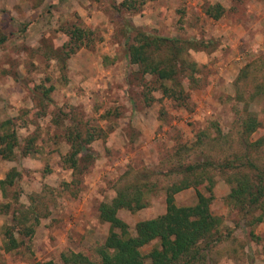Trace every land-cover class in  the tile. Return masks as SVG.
<instances>
[{"label": "rangeland", "instance_id": "1", "mask_svg": "<svg viewBox=\"0 0 264 264\" xmlns=\"http://www.w3.org/2000/svg\"><path fill=\"white\" fill-rule=\"evenodd\" d=\"M216 3L223 13L213 18L206 9ZM129 25L199 42L185 47L196 65L177 77L183 98L163 94L161 80L129 63ZM75 26L86 36L68 55ZM263 79L264 0H0V121L13 122L18 143L11 159L0 156V180L18 172L12 185L0 183V226L20 216L34 231L14 232L19 246L9 251L0 232V264H63L61 254L70 251L96 260L109 229L99 203L122 182L153 171L148 204L118 214L133 231L137 221L163 213L165 188L182 176L169 172L176 160H222L241 150L245 107L260 121L251 139L263 138L264 150V95L250 99ZM74 125L96 134L82 174L63 162ZM208 170L221 238L209 247L207 264H264V218L250 225L252 215L243 218L227 200L224 176ZM175 201L193 204L195 191L183 189Z\"/></svg>", "mask_w": 264, "mask_h": 264}, {"label": "trees", "instance_id": "2", "mask_svg": "<svg viewBox=\"0 0 264 264\" xmlns=\"http://www.w3.org/2000/svg\"><path fill=\"white\" fill-rule=\"evenodd\" d=\"M206 13L218 18L223 13V7L216 3L206 9ZM133 32L132 41L127 44V54L130 64L137 65L141 76L155 75L161 80L160 87L163 94L183 98V89L179 87L177 77L188 67L195 71V62L185 56V47L197 45L191 39L182 40L175 37H164L149 34L136 26H128ZM71 47L66 52L70 54L82 43L86 36L85 30L75 26L69 31ZM248 66L242 69L241 77L247 76ZM190 75L192 73H187ZM173 81L172 86H165L163 81ZM250 99L254 100L264 95V79L255 81ZM52 89L50 86L47 88ZM239 144L241 150L234 152L231 158L215 160L211 157L205 160H193L172 164L169 172L182 176L165 188V211L155 217L137 221L133 231L119 216L121 209L134 212L148 204V195L155 189L156 182L146 177L135 176L130 182L125 181L115 189L110 201H102L98 205V216L101 221L109 224L108 233L102 244L96 249V260L90 259L81 252H63V264H207L209 247L220 240V217L211 212L210 204L214 201L212 190L213 180L208 175V168L219 171L230 186L227 200L232 208L243 214V218L252 215L249 224L261 222L264 218V150L260 149L263 138L251 139V134L258 129L260 121L257 116L245 107L240 117ZM11 120L0 121V156L11 159L17 146L16 130ZM74 130H67L66 139L70 148L63 158L75 173L82 174L87 169L86 164L91 157L88 146L95 139L93 132L83 133L82 128L74 125ZM74 131V132H73ZM32 143V140L31 142ZM31 149L30 147L28 148ZM179 155V151L176 153ZM84 159V160H82ZM18 172L10 170L6 177L0 180L1 185H12ZM192 188L196 194L193 204L178 205L175 194L183 189ZM203 189L204 191H202ZM207 193V194H206ZM2 211V208H0ZM257 212L258 214L254 215ZM12 226H0L3 234V249L12 250L19 246L14 232L24 235L32 234L33 227H22L19 221L23 218L15 217ZM37 221V220H36ZM250 234L252 232L250 231ZM153 244L148 251L143 247ZM31 264H55L52 259L36 260Z\"/></svg>", "mask_w": 264, "mask_h": 264}]
</instances>
